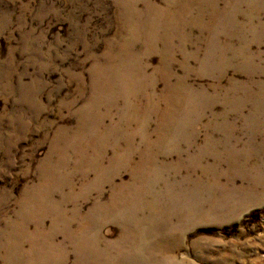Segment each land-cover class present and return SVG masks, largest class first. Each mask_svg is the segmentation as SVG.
Listing matches in <instances>:
<instances>
[{
  "label": "rangeland",
  "instance_id": "1",
  "mask_svg": "<svg viewBox=\"0 0 264 264\" xmlns=\"http://www.w3.org/2000/svg\"><path fill=\"white\" fill-rule=\"evenodd\" d=\"M0 264H264V0H0Z\"/></svg>",
  "mask_w": 264,
  "mask_h": 264
}]
</instances>
